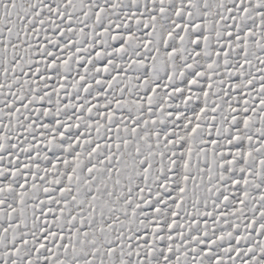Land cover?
I'll list each match as a JSON object with an SVG mask.
<instances>
[{
  "label": "snow or ice",
  "instance_id": "1",
  "mask_svg": "<svg viewBox=\"0 0 264 264\" xmlns=\"http://www.w3.org/2000/svg\"><path fill=\"white\" fill-rule=\"evenodd\" d=\"M0 264H264V0H0Z\"/></svg>",
  "mask_w": 264,
  "mask_h": 264
}]
</instances>
